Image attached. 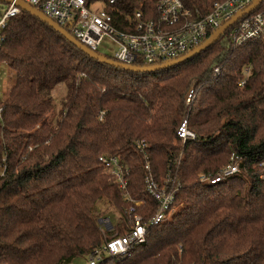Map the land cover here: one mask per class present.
<instances>
[{
	"label": "trees",
	"instance_id": "obj_1",
	"mask_svg": "<svg viewBox=\"0 0 264 264\" xmlns=\"http://www.w3.org/2000/svg\"><path fill=\"white\" fill-rule=\"evenodd\" d=\"M114 1L110 12L123 27L136 10L157 16V0ZM180 1L203 15L217 0ZM262 8L264 0L250 13ZM5 32L0 59L14 79L0 98V264L86 262L106 235L131 228L132 202L99 165L101 153L127 163L126 191L142 201L134 207L142 222L156 210L146 164L157 180L169 169L180 187L170 218L123 255L102 253L99 264H264V32L235 44L226 30L191 58L151 72L92 59L24 10ZM183 118L196 134L184 142L176 135ZM232 155V176L198 179Z\"/></svg>",
	"mask_w": 264,
	"mask_h": 264
},
{
	"label": "built area",
	"instance_id": "obj_2",
	"mask_svg": "<svg viewBox=\"0 0 264 264\" xmlns=\"http://www.w3.org/2000/svg\"><path fill=\"white\" fill-rule=\"evenodd\" d=\"M44 15L67 26L69 33L90 49L98 52V47L104 39L114 43L115 50L106 55L113 60L134 64L152 65L176 59L201 44L223 22L236 12L242 10L252 0H217L214 1L205 14H193L186 9L180 0H157L156 17L144 18L141 10L134 11L132 17H124V27L118 18L110 12L115 8L114 0H23ZM102 2V7H94ZM6 3V2H5ZM21 11L14 2H7L0 9V46L6 38L8 22ZM65 28V27H64ZM227 30L231 42L238 44L255 39L264 32V8L244 15ZM105 55V54H104ZM215 68L214 70H216ZM247 71L248 68L246 67ZM244 81L240 83L243 84ZM195 96L194 83L189 87L185 103L189 104ZM176 135L181 141L194 139L196 134L188 127L187 119L183 118L177 127ZM136 146L146 153L143 141H137ZM102 169L123 190V199L131 201L129 212L132 214L131 228L122 235H113L106 240L101 249L93 250L85 264H99L102 253L108 256L123 255L133 244L145 240L147 228L170 218L174 213L176 194L180 183L170 175L169 169L165 176L157 180L145 165L144 185L151 198L156 202V210L148 219L142 222V217L134 212L141 200H132L126 191L129 173L128 165L119 156L101 153L97 157ZM238 171L237 159L230 156V161L221 167L215 175L200 173L198 179L202 183L214 184L232 176ZM70 264H81L73 262Z\"/></svg>",
	"mask_w": 264,
	"mask_h": 264
},
{
	"label": "water",
	"instance_id": "obj_3",
	"mask_svg": "<svg viewBox=\"0 0 264 264\" xmlns=\"http://www.w3.org/2000/svg\"><path fill=\"white\" fill-rule=\"evenodd\" d=\"M262 0H252L249 5H247L242 10L236 12L233 16H231L228 20L223 22L210 36H208L201 44L194 47L187 53L183 54L182 56L164 61L157 64L152 65H134V64H127L122 63L116 60H113L110 57H107L104 54H101L93 49H90L86 45L82 44L80 41H78L72 34H70L64 27L60 26L57 22L52 20L51 18L44 15L40 10L32 7L28 3L24 2L23 0H0V2H14L15 5L19 6L21 10H24L33 16L37 17L40 21L46 23L48 26H50L52 29L57 31L59 34H61L66 40H68L70 43H72L74 46L79 48L83 53H85L87 56H89L92 59L98 60L101 63L120 67L122 69H127L135 72H151L158 69L166 68L172 65H176L178 63H181L195 54L205 50L208 46H210L213 42H215L224 32L238 19L242 18L244 15L249 14L251 11H253L261 2Z\"/></svg>",
	"mask_w": 264,
	"mask_h": 264
},
{
	"label": "rangeland",
	"instance_id": "obj_4",
	"mask_svg": "<svg viewBox=\"0 0 264 264\" xmlns=\"http://www.w3.org/2000/svg\"><path fill=\"white\" fill-rule=\"evenodd\" d=\"M5 5H6L5 2H0V9L5 7ZM102 5H103L102 2H98L94 5V7H102ZM115 48H116V46L114 45V43H112L111 41H109L107 39H104L98 47V52L101 54L108 55V54L112 53L115 50ZM13 79H14V75H13L12 70L9 69V67L6 65V63H4L2 61V59H0V98L4 96L7 89L12 84ZM64 92H65L64 84L60 83L59 85H57V88L55 89V91L53 93V101H54L55 107H56L55 109L58 108L59 100L64 95ZM1 109H2V107L0 106V111H1ZM0 115H1V112H0ZM100 206H102L101 203H100V205H98V207H100ZM99 222L101 224H103L104 226H106L109 230L112 229L111 223H110L108 217L99 218ZM113 235H117L116 232H112L109 235H106V237L109 238ZM77 263L85 264L86 262L85 261H78Z\"/></svg>",
	"mask_w": 264,
	"mask_h": 264
}]
</instances>
